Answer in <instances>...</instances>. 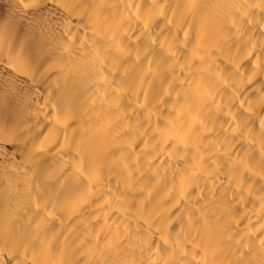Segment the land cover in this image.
<instances>
[{
  "label": "bare ground",
  "instance_id": "obj_1",
  "mask_svg": "<svg viewBox=\"0 0 264 264\" xmlns=\"http://www.w3.org/2000/svg\"><path fill=\"white\" fill-rule=\"evenodd\" d=\"M0 264H264V0H0Z\"/></svg>",
  "mask_w": 264,
  "mask_h": 264
}]
</instances>
